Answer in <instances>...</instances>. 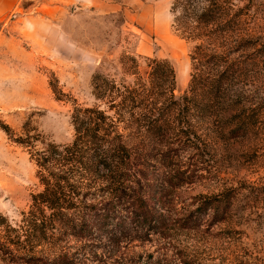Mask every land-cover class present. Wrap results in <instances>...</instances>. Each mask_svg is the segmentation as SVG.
Instances as JSON below:
<instances>
[{"label":"rangeland","instance_id":"obj_1","mask_svg":"<svg viewBox=\"0 0 264 264\" xmlns=\"http://www.w3.org/2000/svg\"><path fill=\"white\" fill-rule=\"evenodd\" d=\"M97 2L54 4V26L40 35L37 49L26 40L17 53L0 48V120L14 136L28 132L37 149L43 142L69 144L74 106L99 104L112 113L108 102L96 101L92 76L131 85L135 74L147 76L151 59L173 66L177 100L193 73L206 83L219 79L226 121L194 124L190 139L150 152L140 173L99 183L81 203L79 196V206L96 204L103 214L99 231L37 242L36 263L52 264L66 254L75 264H264V0H224L233 4L229 14H237L233 29L214 24L196 40L179 35L177 28L192 24L172 9L174 0ZM200 2L191 0L192 7ZM43 3L22 0L20 8ZM10 19L0 20V30L12 27ZM239 113L256 123L232 138ZM42 189L30 150L0 129V215L18 226ZM223 193L230 206L222 218L200 209L203 200Z\"/></svg>","mask_w":264,"mask_h":264},{"label":"trees","instance_id":"obj_2","mask_svg":"<svg viewBox=\"0 0 264 264\" xmlns=\"http://www.w3.org/2000/svg\"><path fill=\"white\" fill-rule=\"evenodd\" d=\"M192 7L191 0H174L172 9L190 17L191 26L177 28L180 36L196 40L201 31L211 25L233 29V4L224 0H200ZM199 46L196 45V48ZM135 61V58H131ZM145 78L138 74L131 85L117 86L100 73L92 76L96 101L108 102L112 113L99 104L90 107L74 106L71 113L74 137L69 144L43 142L36 148L35 137L25 132L14 136L8 124L0 120V129L14 142L30 150L37 166V176L43 189L32 195L27 213H22L18 226H12L0 215V264L17 263L20 259L37 264L31 255L37 242L58 239L61 234L91 238L99 228L103 214L96 204L79 203L94 194L98 184H113L120 178L129 179L140 173L141 161L150 152L169 142L190 139L191 128L198 122H225L222 116V82L206 83L200 74L191 75L187 90L177 100L173 96L175 72L168 60L151 59ZM55 92V89H54ZM61 92L56 96L60 99ZM174 115V116H173ZM236 127L232 138L244 136L254 129L256 118L251 114L234 116ZM195 124V125H194ZM171 129V130H170ZM230 206L228 193L210 197L200 203V209L212 208L222 218ZM27 255V256H26ZM52 264H75L66 254H59Z\"/></svg>","mask_w":264,"mask_h":264},{"label":"crops","instance_id":"obj_3","mask_svg":"<svg viewBox=\"0 0 264 264\" xmlns=\"http://www.w3.org/2000/svg\"><path fill=\"white\" fill-rule=\"evenodd\" d=\"M75 0H43L40 8L34 7L32 10L23 11L20 8L22 0H0V20L11 18L12 27L0 30V48L6 50L14 49L12 53L18 52L21 43L26 40L37 49L36 43L40 42V35L54 26L51 18L54 16V4ZM89 5L97 6V0H82ZM5 29V30H4ZM16 55V54H15ZM183 82H187L188 67ZM179 68L180 69L183 68Z\"/></svg>","mask_w":264,"mask_h":264}]
</instances>
